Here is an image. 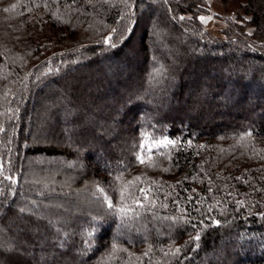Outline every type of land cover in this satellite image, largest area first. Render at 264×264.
I'll list each match as a JSON object with an SVG mask.
<instances>
[{
  "label": "trees",
  "instance_id": "16d2710c",
  "mask_svg": "<svg viewBox=\"0 0 264 264\" xmlns=\"http://www.w3.org/2000/svg\"><path fill=\"white\" fill-rule=\"evenodd\" d=\"M220 1L251 15L255 33L213 38L198 19L205 0H0V163L15 180L0 183V264L52 253L44 263L201 264L221 244L233 248L222 264H264V0ZM149 8L171 28L152 26ZM151 33L199 49L192 79L179 75L182 57L155 52ZM132 53V72L102 71ZM172 78L174 97L151 96ZM100 103L108 113L97 117ZM165 139L174 143L148 150ZM36 159L76 178L100 208L42 218L22 207ZM17 216L48 228L54 249H28L29 228L9 225Z\"/></svg>",
  "mask_w": 264,
  "mask_h": 264
},
{
  "label": "rangeland",
  "instance_id": "374dc122",
  "mask_svg": "<svg viewBox=\"0 0 264 264\" xmlns=\"http://www.w3.org/2000/svg\"><path fill=\"white\" fill-rule=\"evenodd\" d=\"M223 7L224 5L222 4L220 0H205V4L200 6L199 18L205 17L206 19L204 21H201L198 18L199 23L207 31V33H209L213 38L224 40L228 38V34H226L228 31L230 30H232L233 32L238 31L239 28H241L243 32L247 35L249 32L252 33L251 35L255 33L254 26L250 24V21L252 18L251 15L243 13V12L238 14V12H235L233 10L227 11V10H224ZM148 16L151 17L150 20L153 24L152 26L154 25L157 26L161 23H164V24L167 23L168 24L167 28L168 29L171 28V23L169 24V22H166L163 20L162 13L160 12V10L149 8ZM209 17L211 19H208ZM140 35H141V31L138 30L136 33V37H139ZM151 36H152V39L154 40L153 45H154L155 52L167 58H171V55L173 56L174 54H175L174 59H176V57L178 56L182 57L183 61L181 63V67L186 71L187 74L184 73L183 75L181 74L179 75L183 78L192 79V75L194 74L193 72L196 67L195 57L198 56L199 49H197L195 45L194 47H191L189 45V42H187L186 39L182 37L172 39L170 41V44H171L170 47H167L163 43L164 40H162L161 38L160 39L157 38V35L151 33ZM238 36L241 38H249L250 35H248L247 37H243L240 35ZM137 42H138V38H137V41H135L134 45ZM237 55L240 56L241 54L237 52ZM139 57H140L139 54L132 53L130 54V58L132 59L131 63L124 64L123 62H118L114 65L111 64L113 62V58H112L110 61L111 63L109 62L103 63L104 69H102V71H104V73L107 74L108 71H115L120 68L125 71L132 72L133 71L131 70L132 63L140 62L141 60ZM248 73L249 72H245V74H248ZM170 82H172V85H173L172 87L168 86L167 89H162L161 92H158V91L155 93L152 92L151 96L154 98H158L161 96L164 98L174 97V95H171V92L173 88L175 89V87L178 85V80L177 78L176 79L172 78ZM262 86L264 85L262 84ZM112 87H114V89L117 91V87L114 85V83ZM191 92L192 90H189L187 93H185V97H188ZM234 92L236 91L234 90ZM205 96L210 98V95L207 93H205ZM237 97L238 95L236 93L235 94L233 93V96L231 97V99L234 101L235 99H237ZM82 101L87 102V98L82 97L81 102ZM59 104L60 103L57 102L54 105V108H58L60 111H64L65 107ZM106 104L109 106L112 105L111 100L106 102ZM104 105L105 103L98 104L97 109L99 110L97 113L99 112L100 113L99 115H96L97 117L104 116L105 114L108 113V110L104 109L103 107ZM228 106L232 107V105H228ZM149 109L151 112L152 111L154 112L155 110L152 107V105L151 107L149 106ZM76 113H77L76 115L80 117L79 119H84L86 121V124L88 125V127H90L89 129L90 133L93 132L96 135L102 134V132L101 133L99 132L100 129L97 127L98 121L96 119L94 120L95 121L94 122L93 120L90 119V116H87L86 112L82 110L80 112L76 111ZM86 128L82 127V129H86ZM107 139H110V137H108ZM165 141H168V140L165 139L162 141L149 143L150 145L149 144L147 145L148 150H152V149L155 150V149H158L159 147L167 145ZM94 152L97 153L98 150H95ZM33 162H34V166L36 167L30 169L27 172V174L25 175L26 176L25 181L27 183L26 185L31 186V187L36 186V189L34 193H31V194L26 193L25 195L22 196L20 200L22 207H27L28 204L29 206L30 205L38 206L37 213L42 218H52V217L54 218L56 217L55 214L65 213V212H69L70 214L72 213L79 214V212H87L88 214H90V213H95L97 209L100 208L95 203L90 204L88 201L89 197L83 198L80 196L79 193L82 194L84 190L83 189L84 186L79 184L76 178L70 175H65L61 173L60 171H54V170H50L46 168L48 166L50 167L54 166L55 162H45L44 163L41 160H37V159L34 160ZM61 191H68V195L63 197V201H59L57 197L58 196L57 194H61ZM33 194L35 195L32 196ZM17 217L19 218L18 221H15L14 222L15 224H9V225L10 227H15L14 231H16L17 233H20L21 231H23L24 225H26L27 228H29L31 232V236H32L33 245L31 244L32 246L27 247L28 249L34 250L33 248H35V249H39L42 251L44 249L53 248L51 246L52 243L50 241L51 240L54 241V239L51 238V236L49 235L50 231L48 230V228L41 227L39 223L33 224L32 228H30L28 221H23L19 216ZM5 224H7V222H5ZM117 233L119 235L121 234V231H118ZM137 235H140V234H137ZM142 238H143V234H142ZM230 248H232V245L226 247V245L221 244L216 255L214 253L210 254V256H208L206 260L204 259V261H202L201 264H222L223 260H225L224 251L226 249L229 250ZM50 255L51 256L49 257V259L48 258L46 259V257L40 258L38 262L41 264H47V262L44 263L43 259L50 261L51 257L55 256V253H52Z\"/></svg>",
  "mask_w": 264,
  "mask_h": 264
},
{
  "label": "snow or ice",
  "instance_id": "6c2138e0",
  "mask_svg": "<svg viewBox=\"0 0 264 264\" xmlns=\"http://www.w3.org/2000/svg\"><path fill=\"white\" fill-rule=\"evenodd\" d=\"M8 10L9 9H7V8L4 9L5 12H7ZM181 19H184V17H181ZM199 19L201 21H204L206 18L205 17H200ZM208 19H211V18L209 17ZM251 34H252L251 32L248 33V35H251ZM105 42L107 43V39L105 40ZM112 46L114 47L115 45H112ZM3 131H4V129L3 128H0V132H3ZM165 143L172 144L174 142L173 141H165ZM140 162L141 163L144 162L142 158L140 159ZM3 172H4V165L2 163H0V177H2V179H0V183H3V180H8L9 184L15 183V180L14 179H12L9 176H4L3 175ZM100 191L102 192L103 190H100ZM0 193H2V190H0ZM105 199H106V197H105ZM111 206L112 205L109 202V207H111ZM121 212L124 213L125 212V209H121ZM194 239L195 240H199V236L197 235ZM177 251H179V250H177Z\"/></svg>",
  "mask_w": 264,
  "mask_h": 264
}]
</instances>
